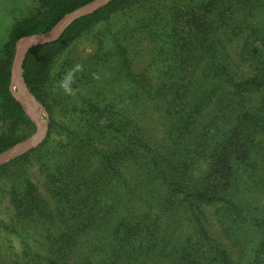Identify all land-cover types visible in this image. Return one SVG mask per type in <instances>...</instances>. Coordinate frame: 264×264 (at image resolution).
I'll return each mask as SVG.
<instances>
[{
  "label": "trees",
  "instance_id": "1",
  "mask_svg": "<svg viewBox=\"0 0 264 264\" xmlns=\"http://www.w3.org/2000/svg\"><path fill=\"white\" fill-rule=\"evenodd\" d=\"M90 1L40 0L35 12L12 25L6 43L11 52L0 57L1 112L10 123L0 134V153L21 141L12 130L30 123L24 106L9 88L15 44L50 31L66 14ZM136 1L110 0L72 21L52 41L29 48L22 62V78L50 118L54 112L50 101L58 88L49 83L54 61L89 25ZM180 8H172L165 29L174 41L175 60L183 71L191 69L195 77L188 80L187 87L198 89L216 107L212 113L204 112L206 123L217 132L218 125L227 128L210 145V159L207 147L202 161H194V155L188 157L185 152V144L192 141L190 131L189 136L175 133L178 142L162 144L166 146L163 150L141 137L135 127L131 138L136 141H129L128 151L116 153L99 150L89 137L84 140L77 134L74 138L76 131H66L73 145L61 153L63 158L59 156L47 174V198L38 196L33 183L23 178L18 186H11L7 201L11 218L38 216L53 224L51 256L44 264H142L136 246L144 253L155 252L161 258L158 264H239L233 249L210 229L205 205L222 202L236 209L231 198L235 165L250 159L256 148L264 153V0L189 1ZM171 87L174 106L181 85L173 83ZM106 112L94 105L79 109L91 130L118 134L122 108L115 107L111 116ZM193 113L189 109L185 118L190 119ZM199 139L193 138L195 142ZM47 144L48 136L38 148L0 164V178L27 164L31 153L47 148ZM137 154L148 157L145 170H131L128 165L122 172L124 160L137 166ZM136 179L143 183L139 189L132 185ZM125 199L142 203L125 205ZM176 213L186 220L187 231L180 235L158 226L166 214ZM255 225L264 232V217L256 219Z\"/></svg>",
  "mask_w": 264,
  "mask_h": 264
},
{
  "label": "rangeland",
  "instance_id": "2",
  "mask_svg": "<svg viewBox=\"0 0 264 264\" xmlns=\"http://www.w3.org/2000/svg\"><path fill=\"white\" fill-rule=\"evenodd\" d=\"M189 1L200 3V0H137L89 25L52 65L49 83L53 82L58 88L55 90L54 101H50V107H54L51 118L31 92L35 104L12 83L11 67L16 53L15 44L11 53L9 88L24 106L30 123L20 124L12 130L21 137V141L8 149V152L30 140L37 143L27 151L38 148L47 136L48 147L36 149L31 153L27 164L18 170L14 168L9 177L0 178V264H44L51 256L49 250L52 243L49 239L53 235L54 226L50 220L38 216L11 218L12 211L7 201L11 186H18L23 178L33 183L38 196L47 198V174L53 169L59 156L63 158L61 153L73 145L66 131H76L74 138H78L77 134L84 140L89 137L90 143H96L99 150L114 153L124 149L128 151L129 141H136L131 138V131L135 127L141 137H146L150 143H155L163 150L166 146L162 144L178 142L175 133L189 136L190 131L192 133L189 138L192 141L185 144L188 157L194 155V161H202L208 147L207 160L210 159L209 147L227 125H218L217 132L206 123L204 112L212 113L216 107L211 100L202 97L198 89L187 87L188 80H194L195 77L191 74V69L183 71L181 65H177L173 38L168 37L165 32L168 27L166 25H170L172 8L181 9L180 5ZM39 2L40 0H0V57L4 59L11 52H8L6 43L14 22L35 12ZM252 46L256 47L257 42H253ZM75 64L83 65L84 70L76 73L75 83L72 85L76 90L75 95H67L58 86V82ZM20 75L22 76V64ZM21 80L25 85L22 77ZM173 83L181 85L180 98L174 102V106L170 96ZM184 94H187L185 98ZM27 99L36 110L39 127L26 106ZM90 105L106 110L110 116L115 107H121L123 117L118 118L121 121L119 133L112 135L91 130L90 122L84 121L79 114L80 107ZM189 109L194 113L190 119H186ZM226 109L227 107L224 110ZM220 120L223 121L222 118ZM114 121L117 122V117ZM108 123L110 124L109 120ZM9 124L1 112L0 95V134L9 128ZM192 137L200 139L195 142ZM130 161L124 160L125 168L120 166L122 172L128 170V165H131V170L137 167L145 170L148 166V157L140 154H137V166ZM90 162L91 160L88 165ZM132 185L139 189L143 183L136 179ZM232 185L231 198L237 205L236 209L222 202L205 205L210 229L233 249L239 264H264V232L255 225L256 219L264 217L263 152L256 148L250 159L235 165ZM116 188L119 190L118 186ZM45 193L46 196L43 195ZM112 195L108 194L109 199ZM145 195L149 199L150 192L147 190ZM133 203L138 205L142 202L138 199L135 202L125 199L124 202L125 205ZM185 224L184 216L176 213L166 214L158 226L167 233L180 235L187 231ZM136 247L141 253L139 263L158 264L161 261L155 252L144 253Z\"/></svg>",
  "mask_w": 264,
  "mask_h": 264
},
{
  "label": "water",
  "instance_id": "3",
  "mask_svg": "<svg viewBox=\"0 0 264 264\" xmlns=\"http://www.w3.org/2000/svg\"><path fill=\"white\" fill-rule=\"evenodd\" d=\"M108 1L110 0H92L74 9L68 14H66L64 18H62L59 22H57L55 26L53 27V29H51L50 31L44 34L38 35V36H31L28 38L21 39L16 43V53L14 56L12 67H11V80H12V83L16 85L20 90L22 89V91L29 97L30 101L33 104H35L36 101L34 97L32 96V94L30 93V91L24 85L23 81L21 80V75H20L21 64L23 62L26 52L32 46L52 41L53 39L58 37L61 31L72 21H74L75 19L79 17L85 16V15H88L94 12L95 10L105 5ZM27 101L28 102H26V106L28 109H30L32 116L34 118V121L39 127L36 110L32 108L31 103L29 102L28 99ZM36 143H37L36 141L30 140L22 144L20 147L16 148L14 151H11L10 153L8 152V150L0 153V164H3L17 157L18 155L25 153L32 145Z\"/></svg>",
  "mask_w": 264,
  "mask_h": 264
},
{
  "label": "clouds",
  "instance_id": "4",
  "mask_svg": "<svg viewBox=\"0 0 264 264\" xmlns=\"http://www.w3.org/2000/svg\"><path fill=\"white\" fill-rule=\"evenodd\" d=\"M84 70L83 65L75 64L71 69H69L64 77L58 82V86L67 95H75L76 90L73 89L72 85L75 83L76 73L82 72ZM94 78H97L94 76Z\"/></svg>",
  "mask_w": 264,
  "mask_h": 264
},
{
  "label": "bare ground",
  "instance_id": "5",
  "mask_svg": "<svg viewBox=\"0 0 264 264\" xmlns=\"http://www.w3.org/2000/svg\"><path fill=\"white\" fill-rule=\"evenodd\" d=\"M22 77V76H21ZM20 78V77H19ZM21 91H22V89H21ZM22 93H23V95H24V92L22 91Z\"/></svg>",
  "mask_w": 264,
  "mask_h": 264
}]
</instances>
